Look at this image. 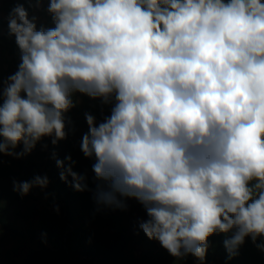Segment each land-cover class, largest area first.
I'll return each instance as SVG.
<instances>
[{"label":"clouds","instance_id":"clouds-1","mask_svg":"<svg viewBox=\"0 0 264 264\" xmlns=\"http://www.w3.org/2000/svg\"><path fill=\"white\" fill-rule=\"evenodd\" d=\"M47 11L52 28L20 3L7 17L20 62L7 77L0 68V156L57 145L73 94L99 100L103 121L85 113L80 142L98 204L135 199L144 235L174 264H204L216 234H231L229 258L246 238L264 253V0H48ZM51 158L62 181L89 190L71 156Z\"/></svg>","mask_w":264,"mask_h":264},{"label":"trees","instance_id":"trees-1","mask_svg":"<svg viewBox=\"0 0 264 264\" xmlns=\"http://www.w3.org/2000/svg\"><path fill=\"white\" fill-rule=\"evenodd\" d=\"M18 3H23V1L0 0V11L9 14L10 10ZM0 24H2V21H0ZM9 38L5 36L0 37V46L2 43L8 44L9 47L15 45L12 38ZM9 47L6 46V49L8 48L11 50ZM19 62L20 60L18 58L12 60L15 67H17ZM72 98L73 100L80 99L88 102L77 104L76 107L65 113L66 139L58 141L57 145L54 146L51 144L52 138L47 137L49 151L47 157L45 156L46 152H42L43 156L40 154H31L25 157V159L31 158L41 160L45 157L48 158L47 164L45 165L42 163L41 165L44 167V174L47 175L50 181L47 186L49 205L51 206L58 201L63 202L70 214H73L74 217L82 218V221H80L82 223L79 225L80 227H78V230L81 231L80 243L84 252L89 257H92L93 260H98L101 264H132L133 262L131 263L130 260L129 262L125 254L127 252V242L132 243V241L136 239L138 244L145 246V251L142 253L144 262L139 264H174L175 258L170 256L168 252L161 247L159 242V249H156L157 242L155 240H149L144 235L140 228V223L145 221L148 217L143 206L135 199L124 201L127 204L126 209H120L115 205H113L114 209H110V205L97 203L94 196L96 181L92 171V165L95 163V160L94 158L84 157L80 150V142L82 136L88 132L85 113L92 114L96 118L98 124L103 121V116L101 114L102 106L99 100H91L89 97L79 93L73 94ZM108 114H110V106H103V115ZM53 151H55L58 159L65 160V164H67L65 158L67 156L72 157V160L75 161L72 165L73 171L85 177V183L88 184L89 190L78 192L71 187L70 184L60 179L61 169L56 166L55 160L51 158ZM22 160L24 161V158H22ZM22 160L19 159L20 162ZM19 165V162L16 163L13 157L0 156V224H2V228L15 236L21 234V230L13 224L9 216V211L14 205L10 200L11 197L14 199L15 204H20L24 197L14 192L12 189V180L15 179L20 181L22 176L21 172L23 170L21 169V165ZM69 181H71V177H69ZM130 201H135V203ZM141 208L142 211H140ZM85 221L98 224L101 230L96 233L89 232V229L86 228ZM52 228L53 234H49L48 242L57 243L58 240L59 242L60 240L62 241V231L60 232V227L53 226ZM43 232L38 235L36 231H33V235H38V239L42 245L47 243ZM93 239H95V241H93ZM259 242L258 240L257 243ZM208 243L209 247L206 257L211 262L220 259L222 263L230 261L231 263L236 262L238 264H264V253H261L256 248L250 238H246L245 243L240 246L239 254L232 258H229V254L218 234L209 237ZM103 247L105 248L103 249ZM193 258L196 257L189 255L183 260L187 261V259L190 260ZM183 260L177 261L176 264H180ZM9 264L18 263L10 262ZM190 264H192V261Z\"/></svg>","mask_w":264,"mask_h":264},{"label":"rangeland","instance_id":"rangeland-1","mask_svg":"<svg viewBox=\"0 0 264 264\" xmlns=\"http://www.w3.org/2000/svg\"><path fill=\"white\" fill-rule=\"evenodd\" d=\"M23 6L27 9L29 17L35 16L37 19L35 23L37 24V29L52 28L54 23L52 21L51 14L47 11L48 0H22ZM8 13L0 11V37H11L12 41L15 43V37L8 34ZM9 38V39H11ZM1 43V41H0ZM8 44L2 43L0 46V68L4 71L3 75L7 77L8 74L14 72L16 67L12 63L14 58L20 60V52L17 45H13L6 49ZM79 104L88 102L84 100ZM47 144V137L37 144L36 148L31 153L32 155L40 154L43 156L42 152H46L47 157L49 151L48 147L45 149L42 145ZM22 150V145L17 148V151ZM30 154V155H31ZM28 155V156H30ZM27 157V156H26ZM31 159L24 157V161L19 162L21 169L23 170L20 181L31 180L35 175L44 176V167L41 165L47 164V159ZM76 157L78 158L77 154ZM41 158V157H40ZM16 165V164H15ZM19 165V166H20ZM18 168V167H17ZM19 197V196H18ZM20 199V198H19ZM13 202V206L9 211V216L14 225L21 230V234L17 236L12 235L9 231L2 228L0 231V264H9L10 262L18 264H101L98 260H93L85 252L80 243V233L78 227L82 223V218L74 217L73 214L67 211V207L63 202H55L53 205H49L48 200V190L33 188L30 193L22 198V202L15 204L14 199H10ZM135 203V201H130ZM58 206L59 212L55 210ZM110 209L113 205L109 206ZM114 209V208H113ZM142 211V208L140 209ZM73 219V221H72ZM86 228L89 232L96 233L100 231L98 224L92 223L90 221H85ZM66 225V227H65ZM53 226H57L62 231V241L59 240L57 243L48 242L49 234H53ZM57 228V230H58ZM56 230V231H57ZM33 231H36L40 235L43 231L47 243L42 245L38 239V235H33ZM231 234H228L230 237ZM222 243L228 238L225 234H218ZM95 241V239H93ZM156 249H159L158 241ZM149 243V242H148ZM144 245L138 244L137 239L131 242H127V252L125 254L128 261L131 263L139 264L144 262L142 259V253L144 250ZM105 247H103L104 249ZM148 251V250H146ZM240 251V248H239ZM157 252V251H155ZM154 252V253H155ZM124 257V256H123ZM122 261V260H121ZM129 261V262H130ZM200 264L197 258L187 259L180 262V264ZM132 263V264H133ZM238 264L236 262L222 263L220 259L211 262L205 258L204 264ZM143 264V263H142Z\"/></svg>","mask_w":264,"mask_h":264}]
</instances>
